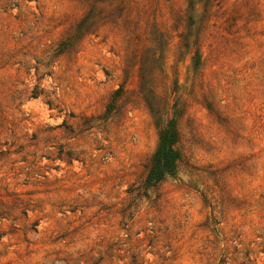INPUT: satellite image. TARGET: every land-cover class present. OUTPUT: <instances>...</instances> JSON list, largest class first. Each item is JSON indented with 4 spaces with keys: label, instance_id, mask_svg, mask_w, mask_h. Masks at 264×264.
Instances as JSON below:
<instances>
[{
    "label": "rangeland",
    "instance_id": "rangeland-1",
    "mask_svg": "<svg viewBox=\"0 0 264 264\" xmlns=\"http://www.w3.org/2000/svg\"><path fill=\"white\" fill-rule=\"evenodd\" d=\"M0 264H264V0H0Z\"/></svg>",
    "mask_w": 264,
    "mask_h": 264
},
{
    "label": "trees",
    "instance_id": "trees-1",
    "mask_svg": "<svg viewBox=\"0 0 264 264\" xmlns=\"http://www.w3.org/2000/svg\"><path fill=\"white\" fill-rule=\"evenodd\" d=\"M177 142L178 133L176 127L169 124L168 128L161 133L157 150L151 157L145 180L147 186L156 185L166 171L173 173L176 170L180 159V153L176 148Z\"/></svg>",
    "mask_w": 264,
    "mask_h": 264
}]
</instances>
